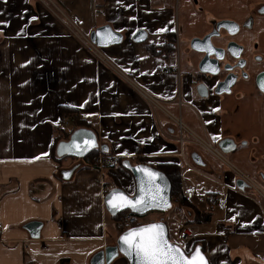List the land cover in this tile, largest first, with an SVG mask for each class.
Listing matches in <instances>:
<instances>
[{"label":"crops","instance_id":"0c3cea01","mask_svg":"<svg viewBox=\"0 0 264 264\" xmlns=\"http://www.w3.org/2000/svg\"><path fill=\"white\" fill-rule=\"evenodd\" d=\"M220 1L219 10L216 0L205 4L220 18L242 23L237 17L242 0ZM61 2L62 7L55 4L69 24L39 0H0V264H58L62 259L93 264L94 255L119 236V223L105 207L113 187L107 186L105 171L85 159L58 162L51 155L65 105L92 124L115 160L181 166L180 191L193 186L197 192L192 199H173L167 211H152L160 213L150 219L164 220L172 241L183 243L180 229L189 225L198 237L184 248L191 251L202 243L210 264H264V95L250 85L221 96L199 95L190 82L199 76L193 62L183 69L178 52L162 48L167 34L174 33V39L178 33L173 0ZM191 3L184 0L183 8L189 10ZM259 3L248 6L257 11L256 28L263 33L264 11L258 8L264 0ZM105 24L123 34L120 43L101 48L111 65L74 30L90 34ZM141 29L147 37L139 42L134 35ZM177 63L180 77L168 69ZM139 89L165 102L156 106ZM224 139L234 146L221 150ZM194 151L203 165L192 161ZM114 164L109 172L134 194L133 175L118 160ZM73 168L65 178L64 171ZM242 175L249 191L236 185ZM210 193L225 196L224 210L209 201ZM33 221L42 222L38 238L25 227ZM112 264L128 261L119 255Z\"/></svg>","mask_w":264,"mask_h":264},{"label":"water","instance_id":"95a60500","mask_svg":"<svg viewBox=\"0 0 264 264\" xmlns=\"http://www.w3.org/2000/svg\"><path fill=\"white\" fill-rule=\"evenodd\" d=\"M233 25H235L236 27H232ZM221 28H225L231 34H235L239 31L240 24L236 20L221 19L217 22L215 31H212L203 37L195 36L191 39L190 48L195 53L196 52L205 53L204 57L198 63L199 71L204 74H211V75L217 74L219 72L220 60L223 59L225 56V48L215 45L212 39L213 36L219 35L218 30ZM109 29L111 30V37H109V35L106 32V30H109ZM89 37H90V40L96 46L101 47V48L108 47L112 44H118L123 40V34L119 33L118 31H115L112 28V26L108 24L98 26L97 28L92 30L89 34ZM146 37H147V31L143 29L138 30L134 35V39L139 42L144 41ZM227 50L234 57L239 58L243 52V46L240 45L237 41L231 40L228 43ZM244 61H245L244 59H241L239 63L241 67L244 66ZM226 68L228 67L226 66ZM235 81H236L235 75L229 74L225 79L219 81L213 90H210L207 84H205L204 82H199L198 84H196L195 88L198 91L199 95L202 97H206V96L208 97L211 93L221 96L223 94L231 93ZM262 81H264V72L259 73L257 76L258 88L260 91L264 93V90H262L261 88ZM85 141L89 143V146L86 148V150L79 151L75 147H71L70 149V146H73L75 144H79L81 145V147H84ZM219 146L221 150H228L229 148H231V146H234V141L231 139H224L223 141L219 143ZM95 149H99V150H102L103 152H106L107 150L105 149H108V147L106 144L100 143L98 134L93 128L78 127L70 133V136L68 139L60 140L56 144L55 152H56V155L59 157L73 156L78 159H83ZM191 159L196 165H203L204 163L201 155L197 151H194L191 154ZM123 166L126 169H128L133 175L135 179V183H136V190L134 194H129L126 192V190L123 187H114L110 189L106 193L105 199H104L106 210L108 211L110 215H116L118 213H121L127 210L135 214L143 215L151 211H160V212L167 211L172 207V204H173L172 184H171L170 178L167 176V174L163 170L151 164H148V163H142V162L132 163L129 159H125L123 161ZM141 167L149 168V169H152L162 174L163 178L159 180V183L161 187L164 189L163 195L167 203L161 207H150L147 209H140V210H136L133 208H121V209L111 208L109 204L107 203V200L111 196L114 190L122 191L125 194H127L129 197H135L138 194L139 187H140V180L142 177V174L138 171V169ZM73 170L74 168L64 171V177L69 178ZM236 185L241 190H245V188L251 186L249 182L246 181L242 177L236 180ZM149 224L164 225L166 228V234H167V238L169 239V241L174 245H179L181 249H184L180 244L171 240L169 236V228H168L167 223L164 220H155V221L137 224V225L131 226L127 228L126 230H124L116 239L115 244L106 246L104 249L98 251L94 255L93 264H112L113 261L119 255H123L127 259L128 264H136V260L134 257L126 256L125 253L122 251L123 245L120 242V237L124 235L125 233H127L130 229H135V228L149 225ZM25 227L30 231V234L33 238H38L40 236L42 222H39V221L29 222L25 225ZM195 247L200 248V250L205 255V257L207 258L210 264V261L205 251L203 250L202 245L197 244L194 246V248Z\"/></svg>","mask_w":264,"mask_h":264},{"label":"snow or ice","instance_id":"6c2138e0","mask_svg":"<svg viewBox=\"0 0 264 264\" xmlns=\"http://www.w3.org/2000/svg\"><path fill=\"white\" fill-rule=\"evenodd\" d=\"M117 3H120V0H117ZM0 23L4 22L0 21ZM106 32L111 37V30H106ZM261 88L264 90V81L261 82ZM140 143H145V141L142 140ZM88 146L89 143L85 141L84 147L75 144L70 146V149L75 147L79 151H84ZM122 154L128 155V153ZM138 171L142 174L138 194L135 197H129L122 191L114 190L107 200L111 208L140 210L161 207L167 203L163 195L164 189L159 183V180L163 178L162 174L144 167L139 168ZM120 242L123 245L122 251L126 256L134 257L136 264H209L199 247L189 252L181 249L179 245L172 244L162 224H149L130 229L120 237Z\"/></svg>","mask_w":264,"mask_h":264},{"label":"rangeland","instance_id":"374dc122","mask_svg":"<svg viewBox=\"0 0 264 264\" xmlns=\"http://www.w3.org/2000/svg\"><path fill=\"white\" fill-rule=\"evenodd\" d=\"M54 1L57 5L62 7L61 0H54ZM183 1L184 0H173V3L175 5L174 6L175 7V16L177 18L176 27L174 29H176V31H178V33H177L178 37L176 36V40H177L176 48H173L172 52L176 51V52H178L179 58L182 57V62H183L182 67H183V69H185V64H187V63L191 64V61L194 63L199 58V54L195 53L189 47L190 37H192L194 35H197V36L202 35L204 32H206L211 27V23L209 22V20L213 21V19H212L213 17H215L216 19H219L223 15L219 14L217 11H215V9L209 10L205 4V0H192L191 8L186 11L183 8ZM216 1H217V4H215V6L219 10L222 2L220 0H216ZM250 1H255V0H242V2L240 3V9L242 10V12H241V15H237V17L241 19L242 23L248 21L249 17H251L254 21H256L255 22L256 26H254L253 24L252 25H243L242 24L240 26L239 31L237 33H235L233 36H231V38H233V40L237 41L240 45L243 46V51H244L243 56L247 59V61L249 62V65L250 66L252 65V67H254L256 65H260L255 60V58H254L255 55L264 57V32L261 33L256 28L257 26H259V23L257 20L258 16L254 15L257 11H254L255 9L249 8L248 5H249ZM261 1L262 0H257L258 3ZM47 3H49V2H47ZM68 13L74 16V14L72 12L68 11ZM93 15L95 16V12ZM69 17H71V16H69ZM205 17L209 23L206 22ZM62 19L65 20V22L69 24L68 20H66L64 17ZM252 19H250V21ZM59 20L62 21L61 19H59ZM93 20L95 22V18H93ZM74 30H75V32H77L79 34V36H82V35L88 36L89 35V33L85 32L82 28H81V31L78 28L74 29ZM228 39L229 38L227 36H225L223 38H215V41L217 43L222 44V43H225ZM194 76H196V75H194ZM77 114L78 113H76V111H75V114L73 113L72 116L65 117V121L63 123V126H64L63 131L64 130L70 131L73 128V126H74L73 119H76V120L80 119L79 114L78 115ZM60 133L64 134L63 132H60ZM67 159L68 158H66L65 160H67ZM112 159H113V161H116L115 158L112 157ZM114 165L115 164H113L112 166H109L107 170L109 171V169L112 168ZM120 166H121V164H120ZM105 169H103V170H105ZM113 176H115L116 179L119 181V179L117 178L116 175H113ZM175 206H176V204H175ZM174 207H173V209H174ZM159 213L160 212H152L151 211L147 214L150 216H146L145 218H142L141 220L145 223L150 222L155 217L154 215H158ZM172 213H174V210H171V212H169V214H172ZM176 226H178V222L174 224L171 231H174ZM178 242L184 248V244L180 241H178Z\"/></svg>","mask_w":264,"mask_h":264},{"label":"built area","instance_id":"2783aa9c","mask_svg":"<svg viewBox=\"0 0 264 264\" xmlns=\"http://www.w3.org/2000/svg\"><path fill=\"white\" fill-rule=\"evenodd\" d=\"M42 3H44L51 11L55 12V15L62 20L63 23L66 24V22L59 16V14L57 12H60V9L58 8V6L55 4V2L53 0H39ZM49 2V3H47ZM61 14V12H60ZM63 17L64 15L61 14ZM65 18V17H64ZM67 19V18H65ZM79 39L83 42V44L91 51L93 52L97 57H99L101 60H103L105 63L111 65L110 60L103 54V51L101 49V47L96 46L91 40L89 35H82V36H78ZM168 69H173L178 73V76L180 77L182 72L180 69V64L177 63L176 65L173 66H169ZM190 82L192 84H197L198 83V79L196 76H192L190 79ZM140 94L146 98L147 100H149L152 104L159 106L162 104V101L160 99H158L157 97H155L154 95H152L151 93H149L148 91L144 90V89H139ZM178 101V100H177ZM181 104V101H178ZM65 118H63L62 123H64ZM177 124L179 126L180 131L183 130V123L182 120L179 118L177 120ZM180 142L183 143L184 142V138L181 134L180 136ZM208 149L210 151H212V153H214L216 156H221V151L218 150L217 148H211L208 146ZM223 155V154H222ZM85 159V163L89 166H91L94 169L100 170L102 171L103 169H105L110 163H111V159L112 156L110 154H106L105 152H102L99 150L98 153L90 156V157H84L82 160ZM184 164L186 166V168H190V169H194L192 164L188 161H184ZM182 171V170H181ZM184 172V170L182 171ZM242 178H244L246 181H248L244 175L241 176ZM249 182V181H248ZM250 183V182H249ZM197 192V188L196 187H190V188H186L184 190H182L179 193V197L180 198H185V199H192L193 195ZM262 195H264V192H260ZM208 199L209 201L213 202L216 204V206L221 209L224 210L226 208V198L223 195L220 194H215V193H210L208 194ZM139 221L138 217L135 215V213L129 212L126 215H124L120 220H119V225L122 227H126L129 228L131 226L137 225V222ZM0 228H1V223H0ZM180 236L181 239L183 241V243H188V242H192L195 239H197L198 237V232L193 229L191 226L189 225H183L180 229Z\"/></svg>","mask_w":264,"mask_h":264},{"label":"flooded vegetation","instance_id":"af4514ba","mask_svg":"<svg viewBox=\"0 0 264 264\" xmlns=\"http://www.w3.org/2000/svg\"><path fill=\"white\" fill-rule=\"evenodd\" d=\"M263 7H264V3L260 5V7L258 8V11H260V10L264 11ZM221 19H223V18L214 19L213 21H211L210 22L211 23L210 29H208L206 32H204L199 37H203L206 34L212 32V31H215L216 30V24ZM239 24L241 26L242 24L243 25H252L253 23H251V21H246L244 23L239 22ZM218 31H219V35L213 36V38H212L213 42L215 43V45L225 48V56L223 59L220 60L219 72L215 75L204 74V73L200 72L199 67H198V63L204 57L205 53H200V52L197 53L196 52L197 54H199V58L193 63V65H194L195 69L197 70V72L199 73V76H197L198 83L204 82L205 84H207V86L209 87L210 90H213L219 81L225 79L229 74H233L236 77V81L233 85V88L238 87V86L239 87H247L250 85L253 88H255L259 93L264 95V93L259 90L258 85H257L258 74L261 72H264V57L255 55L254 58L257 61V63H259L260 65H256L254 67H252V65L250 66L247 59L243 56L244 51L242 52V54L239 58L234 57L227 50L228 43L231 40H233V38H231V36H233L234 34L229 33L225 28H221ZM176 36H177V33H176ZM176 36L174 37V40H175L174 44L175 45L177 42ZM195 36H197V35L190 37L189 47H190L191 39ZM225 36H227L229 38L225 43L221 44V43H217L215 41V38H223ZM241 59L245 60L243 67H241L239 65ZM226 66L228 68H226Z\"/></svg>","mask_w":264,"mask_h":264},{"label":"trees","instance_id":"16d2710c","mask_svg":"<svg viewBox=\"0 0 264 264\" xmlns=\"http://www.w3.org/2000/svg\"><path fill=\"white\" fill-rule=\"evenodd\" d=\"M173 36H174V33H173ZM173 36L171 37V34H167V40H166V42L164 43V44H162V48H164V47H168L169 49H168V51L170 52V51H172L173 50V48H175V44H174V42H175V40L173 39ZM168 52V53H169ZM75 114V109L73 108V107H70V106H67V105H65V106H62L61 107V114H62V116H63V118H65V117H67V116H72V114ZM62 118V119H63ZM73 122H74V126H73V128L70 130V131H63V129H64V126H63V124L59 127L60 128V131L61 132H63L64 134H62V133H60V135H58L57 137H56V139H55V142H54V144H53V147H52V149H51V155L53 156V158L56 160V161H58V162H62V161H64L66 158H70V159H74V160H79L78 158H76V157H73V156H69V157H59V156H57L56 155V152H55V149H56V144L58 143V141H60V140H64V139H68L69 138V136H70V133L74 130V129H76V128H78V127H90V128H93L94 130H95V128L92 126V124L91 123H89V122H87V121H85V120H82V119H73ZM96 131V130H95ZM99 152V149H95L94 151H92L91 153H89L88 155H87V157H90V156H92V155H94V154H96V153H98ZM110 150H108L107 152H105L106 154H110ZM111 155V154H110ZM126 158L125 157H120V158H118L117 160H118V162H119V164H121V165H123V161L125 160ZM112 161H111V163L106 167V169L104 170L105 171V178L108 180H106V184H107V186H113L112 188H114V187H121V184H120V182L116 179V177L115 176H113L107 169H108V167L109 166H112L113 164H114V162H116V161H114L113 162V159H111ZM89 166V165H88ZM157 168H159V169H161V170H163L166 174H167V176L170 178V180H171V184H172V197H173V199H179V193L181 192L180 191V183H181V175H180V173H181V166L180 165H178V164H172V163H166V164H161V165H159V166H157ZM111 188V189H112ZM245 190L246 191H249V187H247V188H245ZM130 211L129 210H127V211H123V212H121V213H118V214H116V215H111V217L115 220V221H117V223L119 222V220L124 216V215H126L127 213H129ZM148 214V213H147ZM147 214H143V215H139V214H135L137 217H138V219H139V221L137 222V224H141V223H145V222H143L141 219L143 218V217H145ZM119 225V224H118ZM119 227H120V231H119V235L124 231V230H126L127 228L126 227H122V226H120L119 225ZM197 244H201L202 245V247H203V250L205 251V247H204V245L202 244V243H197ZM196 244V245H197ZM58 264H71L70 263V260L69 259H62Z\"/></svg>","mask_w":264,"mask_h":264}]
</instances>
